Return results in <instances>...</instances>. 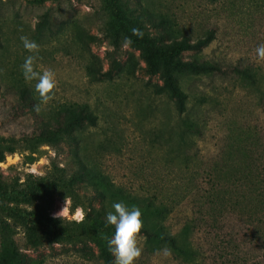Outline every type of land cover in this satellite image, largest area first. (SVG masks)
<instances>
[{"label": "rangeland", "instance_id": "obj_1", "mask_svg": "<svg viewBox=\"0 0 264 264\" xmlns=\"http://www.w3.org/2000/svg\"><path fill=\"white\" fill-rule=\"evenodd\" d=\"M117 4L149 37L172 42L182 36L195 41L208 32L214 35L206 47L183 54L185 60L218 64L222 71L210 77L179 78L202 130L189 156L174 160L171 134L164 131L157 137L166 107L164 95L156 94L161 77L145 71L140 49L124 47L125 36H115L107 0H0V140L11 141L14 149L12 154L5 150L1 176L22 183L29 175L60 174L67 181L85 166L94 176L104 177L112 190L133 194L141 204L171 205L164 221L169 233L177 234L192 221L191 242L198 258L190 264H264V216L247 217L249 199L238 200L246 203L236 213L230 208L239 211L240 205L229 194L228 207L220 214L212 209L209 213L212 206L204 200L210 188L209 165L227 144L230 126L257 127L264 142V108L231 76L234 67L264 69L256 54V47L264 44V0H118ZM21 36L40 45L37 70L56 72L55 98L47 104L35 91L36 81L28 82L22 75L21 65L30 53ZM200 96L205 98L202 103L196 102ZM81 108L95 119L93 125L84 122L58 143L38 144L40 132L51 129L57 118L65 121L69 110ZM170 112L174 115L172 105ZM175 121L172 118L168 124ZM257 162L264 166V157ZM74 190L83 208L71 211L73 201L67 198L65 205L66 198L57 194L52 216L91 222L98 211L106 219L113 203H126L93 181L75 182ZM4 219L14 230L26 264H102L90 242L30 248L23 227ZM140 243L143 251L137 264H184L163 251L148 253L144 235Z\"/></svg>", "mask_w": 264, "mask_h": 264}, {"label": "trees", "instance_id": "obj_2", "mask_svg": "<svg viewBox=\"0 0 264 264\" xmlns=\"http://www.w3.org/2000/svg\"><path fill=\"white\" fill-rule=\"evenodd\" d=\"M117 1L107 0L109 13L113 17L115 36L122 34L131 37L133 41L131 46L140 49L144 55L145 71L150 76L160 75L162 80V85L158 87L156 94L164 95L166 107L162 108V131L157 137L164 135V131L171 134L168 140L175 141L171 151L175 154L173 159L186 158L189 156V151L193 150L192 142L201 137L202 130L194 118V113L190 112L188 89H184L179 78L184 75L191 79L210 77L222 74V71L218 64L185 60L183 54L206 47L211 43L214 35L208 32L195 41L182 36L180 39L174 38L172 42L164 41L163 37H149L142 31L138 21L125 15V11ZM132 28H139L143 32V38L133 36ZM231 74L237 86L252 95L259 107L264 108V69L253 66L234 67ZM204 101L205 98L201 96L196 99V102ZM171 105L174 108V115L170 112ZM172 118L176 121L175 124L170 125L168 123ZM94 120L83 108L69 110L65 121L62 122L57 118L56 124L51 129L38 134V144L58 143L74 130L81 128L84 122L93 125ZM259 133L258 128L254 126H249L247 129L240 125L229 127L227 144L225 143L213 165H209L210 188L207 189L204 197V200L212 206L209 208V213L211 209L212 212L217 210L219 214L226 211L228 207L226 200L231 194V200L234 199L237 205H240L239 211L230 208L233 212H240L246 201L240 204L238 200L245 196L251 206L245 210L247 217L255 219L257 216H264V166L257 162L264 157V142L259 137ZM10 142L5 139L0 140V162L5 159V150L9 154L14 153L13 147L9 145ZM3 145L6 147L1 150ZM74 175V179L67 181L60 174L52 177L29 175L19 183L18 179L7 181L0 174V215L23 227L27 246L37 248L45 244L73 245L90 242L95 247L97 257L102 264H115V258L107 244L115 229L106 224V219L101 217V211L93 215L91 222L85 219L69 222L50 214L57 194L73 201L71 211L77 207L83 208L82 203L78 201L74 184L93 181L103 187L107 193L121 195L129 206H137L141 209L144 222L141 234L145 237L144 249L148 253L155 254L167 247L171 250V254L184 264L194 263L197 260L198 251L191 242L195 224L192 221L187 222L175 235L169 233L164 225V221L172 211L171 205L154 203V201L141 204L133 194H124L121 189L112 190L104 177L94 176L85 166H81ZM190 192H194V189L191 188ZM240 193L242 195H239ZM21 205L32 206L33 209L23 210L20 208ZM4 217L0 218V264H26V256L14 240V230Z\"/></svg>", "mask_w": 264, "mask_h": 264}, {"label": "clouds", "instance_id": "obj_3", "mask_svg": "<svg viewBox=\"0 0 264 264\" xmlns=\"http://www.w3.org/2000/svg\"><path fill=\"white\" fill-rule=\"evenodd\" d=\"M131 32L133 36L143 38V32L139 28H132ZM20 39L24 49L30 53L21 65L22 75L28 82L36 81L35 91L38 93L41 102L47 104L55 98L56 72L50 68L42 72L38 71L37 61L40 58V45L27 36H21ZM132 43L131 37H124V47H129ZM256 54L259 60L264 61V44L256 47ZM35 110L39 111L38 105ZM66 203L67 197L65 205ZM112 209L113 211L106 213V224L115 229L114 234L107 240L108 249L115 258V264H137L143 251L140 243L144 228L142 211L139 207L129 206L123 201L113 203ZM162 251L166 256L171 255V250L167 247L163 248Z\"/></svg>", "mask_w": 264, "mask_h": 264}]
</instances>
